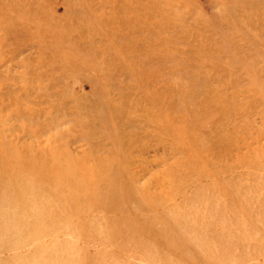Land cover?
Instances as JSON below:
<instances>
[{
  "label": "rangeland",
  "instance_id": "rangeland-1",
  "mask_svg": "<svg viewBox=\"0 0 264 264\" xmlns=\"http://www.w3.org/2000/svg\"><path fill=\"white\" fill-rule=\"evenodd\" d=\"M0 264H264V0H0Z\"/></svg>",
  "mask_w": 264,
  "mask_h": 264
}]
</instances>
